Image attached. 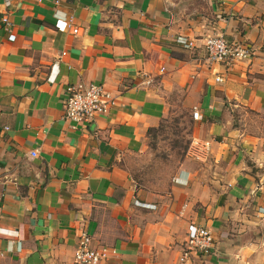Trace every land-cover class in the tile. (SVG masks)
<instances>
[{"label":"crops","instance_id":"obj_1","mask_svg":"<svg viewBox=\"0 0 264 264\" xmlns=\"http://www.w3.org/2000/svg\"><path fill=\"white\" fill-rule=\"evenodd\" d=\"M218 34L254 56L209 64ZM90 82L116 105L66 120L67 88ZM178 110L187 153L169 189L142 190L148 130ZM247 113L264 115V0H0V264H80L83 229L99 264H264V126ZM191 223L216 243L182 262Z\"/></svg>","mask_w":264,"mask_h":264},{"label":"built area","instance_id":"obj_2","mask_svg":"<svg viewBox=\"0 0 264 264\" xmlns=\"http://www.w3.org/2000/svg\"><path fill=\"white\" fill-rule=\"evenodd\" d=\"M71 31L79 34L80 28L71 27ZM177 43L185 49L196 47L194 41L184 36H179ZM203 46L207 54V62L222 65L227 72L233 71L241 62L254 56V49L251 45L230 42L222 34L207 36L203 40ZM216 79L222 81L221 77ZM116 102L114 94L100 84L93 82L73 84L67 88L64 117L78 125L88 124L108 114ZM192 115L196 121L202 120V115L198 110L195 109ZM205 147H209V144ZM215 243V237L208 227L191 223L188 227L181 261L184 262L192 255H209ZM108 253L109 249L93 245V238L86 229L81 231L79 244L74 253L77 263L99 264L107 258Z\"/></svg>","mask_w":264,"mask_h":264},{"label":"rangeland","instance_id":"obj_3","mask_svg":"<svg viewBox=\"0 0 264 264\" xmlns=\"http://www.w3.org/2000/svg\"><path fill=\"white\" fill-rule=\"evenodd\" d=\"M181 112L178 110V114L168 116L163 126L148 139L149 153L144 155L140 166L134 171L138 186L142 190L156 192L169 189L174 177L172 170L187 153L192 140L193 121L189 115ZM246 120L256 127L264 126V115L247 113ZM192 151L198 154L196 148Z\"/></svg>","mask_w":264,"mask_h":264},{"label":"trees","instance_id":"obj_4","mask_svg":"<svg viewBox=\"0 0 264 264\" xmlns=\"http://www.w3.org/2000/svg\"><path fill=\"white\" fill-rule=\"evenodd\" d=\"M167 120V118H164L161 122L160 125L158 127H154V128H150L148 130V138H150L151 136H153V132L157 131L161 126H163L162 124Z\"/></svg>","mask_w":264,"mask_h":264}]
</instances>
